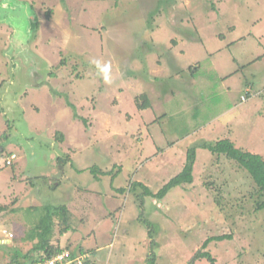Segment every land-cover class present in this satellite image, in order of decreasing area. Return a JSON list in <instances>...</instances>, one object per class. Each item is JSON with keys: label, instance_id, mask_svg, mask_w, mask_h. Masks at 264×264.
Listing matches in <instances>:
<instances>
[{"label": "rangeland", "instance_id": "374dc122", "mask_svg": "<svg viewBox=\"0 0 264 264\" xmlns=\"http://www.w3.org/2000/svg\"><path fill=\"white\" fill-rule=\"evenodd\" d=\"M0 34V264L46 239L89 264H191L223 235L215 264H264V197L224 156L197 149L162 200L130 191L202 141L264 159V0H0Z\"/></svg>", "mask_w": 264, "mask_h": 264}, {"label": "trees", "instance_id": "16d2710c", "mask_svg": "<svg viewBox=\"0 0 264 264\" xmlns=\"http://www.w3.org/2000/svg\"><path fill=\"white\" fill-rule=\"evenodd\" d=\"M49 15V14H48ZM249 93V92H248ZM141 101H143V105L139 106L140 109H149L151 107L150 101L148 100L147 96L143 95L140 96ZM8 133L7 131L2 133L0 136V140L2 142H5L8 140ZM56 140L61 141L63 136L62 134H56ZM197 149L207 150L211 153L213 156H224L227 160L234 162L236 165H238L239 168L244 169L248 175L250 180L254 183L256 192L261 194V197H264V159L256 154H252L249 152H245L244 150L240 148H236L234 144L230 141L229 138H223L221 140H217L215 142L209 143V142H200L191 145L186 152V163L183 167V170L175 177L170 179L160 190H158L156 193H152L150 189L145 187L141 183H131L130 184V191L134 192L137 188H141L142 194L141 199L143 197H150L157 200L164 199L167 194L178 187H182L184 185H191L193 183V170L194 165L196 163V155H197ZM123 190H120V192ZM141 202V206L142 207ZM5 207L0 208V211H3ZM258 210L264 209V201H261V203L258 204L257 207ZM63 215L64 213L61 212ZM66 215V213H65ZM141 221V219H140ZM149 226V234L152 233L153 226L151 224H148ZM226 240H231L230 235H223V236H217V237H211L208 238L203 246H202V252H197L195 257L192 259L191 264L195 263L196 261L205 260L209 264H215L216 261L212 257V255L205 251L207 249L208 245L212 242H223ZM40 253L36 257H29L26 255L24 257L25 263L24 264H38L40 262H45L46 260H49L56 254H60L64 251V249H61L59 246H52L51 240L46 239L43 240V245L40 248ZM80 254H83V250H80ZM16 263L17 260L15 259ZM14 261V262H15ZM19 264V263H17ZM89 264V263H87Z\"/></svg>", "mask_w": 264, "mask_h": 264}, {"label": "built area", "instance_id": "2783aa9c", "mask_svg": "<svg viewBox=\"0 0 264 264\" xmlns=\"http://www.w3.org/2000/svg\"><path fill=\"white\" fill-rule=\"evenodd\" d=\"M13 157L10 158V160L7 162L8 165L11 164V160ZM88 259V256H78L74 257L69 252L64 251L60 254H57L53 256L51 259L46 260L45 262H40L38 264H86V260Z\"/></svg>", "mask_w": 264, "mask_h": 264}, {"label": "clouds", "instance_id": "9594fccd", "mask_svg": "<svg viewBox=\"0 0 264 264\" xmlns=\"http://www.w3.org/2000/svg\"><path fill=\"white\" fill-rule=\"evenodd\" d=\"M95 68L97 69V72L98 74H100L103 78V80L106 82V83H111L112 82V76H111V67H110V64L106 63V62H102L101 60L99 59H96V60H93L91 62ZM245 99V97H242L241 100ZM64 251H67V250H64ZM63 251V252H64ZM69 252V251H67ZM62 253V252H61ZM72 256L75 257V254L74 252H69ZM57 255V254H56ZM88 256L89 257V253H84V254H80L78 256ZM51 259V258H50ZM86 264L89 263L88 260H86L85 262Z\"/></svg>", "mask_w": 264, "mask_h": 264}, {"label": "crops", "instance_id": "0c3cea01", "mask_svg": "<svg viewBox=\"0 0 264 264\" xmlns=\"http://www.w3.org/2000/svg\"><path fill=\"white\" fill-rule=\"evenodd\" d=\"M216 120H217V119H213L211 124H214V121H216ZM204 126H205V125H204ZM206 129H207V128L204 127V128H198L197 130H198V132H200V133H201V132H202V133H205V132H206ZM178 141H179V140H178ZM67 251H68V250H67ZM89 251H90V250H88V252H89ZM95 251H96V252L101 251V248L97 247ZM70 252H72V251H70ZM80 252H81V251H80V249H79L78 251H75L74 254H75V255H80ZM88 252H87V253H88ZM72 253H73V252H72ZM89 253H90V252H89ZM108 259H110V257H109ZM108 259H107V260H108Z\"/></svg>", "mask_w": 264, "mask_h": 264}, {"label": "flooded vegetation", "instance_id": "af4514ba", "mask_svg": "<svg viewBox=\"0 0 264 264\" xmlns=\"http://www.w3.org/2000/svg\"><path fill=\"white\" fill-rule=\"evenodd\" d=\"M32 22V29H37V27H38V24L36 23L37 21H36V19H33V21H31ZM1 35V34H0ZM3 40H2V38L0 37V42H2Z\"/></svg>", "mask_w": 264, "mask_h": 264}]
</instances>
